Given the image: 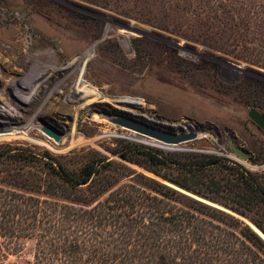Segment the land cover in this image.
<instances>
[{"label": "rangeland", "instance_id": "obj_1", "mask_svg": "<svg viewBox=\"0 0 264 264\" xmlns=\"http://www.w3.org/2000/svg\"><path fill=\"white\" fill-rule=\"evenodd\" d=\"M82 70L96 92L90 103L74 94ZM0 109L12 114L0 116V264H32L47 211L78 212L89 236L97 204L144 182L134 171L169 183L122 159L116 152L125 144L159 149L161 156L215 155L264 184V130L249 117L251 109L264 114V0H0ZM118 117L198 132L169 146L121 126ZM91 162L99 172L88 184L61 179ZM207 173L231 176L226 167ZM171 185L249 226L256 225L250 217L261 218L223 205L236 204L231 192L205 191L216 201ZM200 216L221 231L236 230L223 216Z\"/></svg>", "mask_w": 264, "mask_h": 264}, {"label": "trees", "instance_id": "obj_2", "mask_svg": "<svg viewBox=\"0 0 264 264\" xmlns=\"http://www.w3.org/2000/svg\"><path fill=\"white\" fill-rule=\"evenodd\" d=\"M158 151L125 144L116 153L200 196L216 200L205 191L233 193L236 204L221 203L244 216L255 211L261 218H250L264 231V184L254 173L238 164H222L223 159L215 155L175 152L161 156ZM108 163L114 165L113 160ZM165 167L177 173H167ZM223 167L230 169V177L217 179L207 173ZM98 172L97 164L91 162L79 173L63 171L61 179L78 187L88 184ZM134 174L144 182L113 190V199L109 196L93 208L99 214L91 216L89 236L84 234L87 229H83L78 212L47 211L49 223L44 226V234L37 237L32 264H264V239L251 226L169 183L142 172ZM130 188L138 192L132 194ZM200 215L219 219L223 216L233 221L227 225L236 230L221 231ZM99 227L105 229V237L97 232Z\"/></svg>", "mask_w": 264, "mask_h": 264}, {"label": "water", "instance_id": "obj_3", "mask_svg": "<svg viewBox=\"0 0 264 264\" xmlns=\"http://www.w3.org/2000/svg\"><path fill=\"white\" fill-rule=\"evenodd\" d=\"M249 117L262 129L264 130V114L259 112L256 109H251L249 112ZM117 123H119L121 126L133 130L135 132H138L140 134H143L145 136L154 138L160 142H162L165 145L169 146H176L181 143L187 142L189 140H192L195 138L196 133L198 130H189V131H181L178 133H172L163 131L159 128L153 127L151 125H148L142 121H139L137 119L131 118V117H118L115 119ZM45 133L49 135L50 137H53L56 141H61V137L57 132H55L52 129L45 128ZM236 151L243 156L244 158L247 157V153L243 150L236 148ZM251 227L256 231L263 239H264V233L254 224L250 223Z\"/></svg>", "mask_w": 264, "mask_h": 264}, {"label": "bare ground", "instance_id": "obj_4", "mask_svg": "<svg viewBox=\"0 0 264 264\" xmlns=\"http://www.w3.org/2000/svg\"><path fill=\"white\" fill-rule=\"evenodd\" d=\"M18 21L19 22H25L24 21V17H20V18H18ZM26 36V30H20V32H19V38H22V37H25ZM84 74H85V72H84V70H82L81 72H80V75H79V77H78V80H77V85L75 86V91H74V94L75 95H77L78 93L80 94V92H82V95H83V98H85L84 100L87 102V103H90L92 100H93V98L95 99L96 98V96H95V94H96V92H95V90L91 87V85L88 83V82H86L85 81V78H84ZM88 81V80H87ZM92 97V99H90ZM17 98L18 99H20L21 101H23V102H27L28 101V98L26 97V96H23L22 94H17ZM128 98H130V97H128ZM128 98H126V99H124L123 100V102H125V103H138V105H139V102H137V101H133V100H131V99H128ZM134 98V97H133ZM108 100V99H107ZM124 103V104H125ZM126 105V104H125ZM82 106V105H81ZM79 107V106H78ZM12 116V114H10V112L9 111H5V110H3V109H0V116ZM4 126H11L9 123H4ZM189 130H195L196 131V128L195 127H190V129H188V131ZM13 135H4V136H9V137H11V136H14V134L15 133H12ZM1 136V135H0ZM15 137V136H14Z\"/></svg>", "mask_w": 264, "mask_h": 264}]
</instances>
